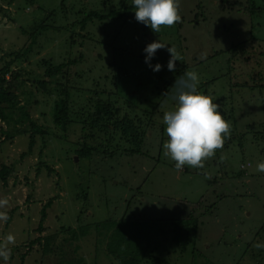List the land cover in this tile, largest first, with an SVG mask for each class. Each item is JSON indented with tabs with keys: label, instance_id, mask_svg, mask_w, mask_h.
<instances>
[{
	"label": "rangeland",
	"instance_id": "1",
	"mask_svg": "<svg viewBox=\"0 0 264 264\" xmlns=\"http://www.w3.org/2000/svg\"><path fill=\"white\" fill-rule=\"evenodd\" d=\"M61 1L0 0V59L8 53L5 60H15L11 53L29 49L25 61H13L12 70H24L21 79L30 80L19 90V102L46 133V147L37 136L32 152L30 123L18 124L28 133L13 139L0 133V166L13 169L6 185L0 181V199L8 200L0 211L11 217L0 221V242L9 233L16 237L7 264H119L106 254V241L95 229L107 220L112 222L106 227L131 232V245L151 242L152 257L143 264H264V248L253 247L264 243V172L257 171L264 162V0H255V16L246 6H233L246 0H179L181 21L161 26L158 33L138 22L135 11L126 26L95 20L83 32L92 39L84 44L77 39L73 48L69 37L80 34L79 27L71 26L76 12L107 13L131 0H68L66 14L57 11L47 22L54 29L28 48L33 25L45 20L46 12L59 10ZM156 41L174 46L183 57L175 71L168 70L167 47L151 60L153 66H163L159 72L145 63L144 49ZM80 55L83 61L65 78L52 81L49 93L33 84L48 81L42 60L60 64ZM186 70L198 73V91L219 105L230 137L204 161L203 169L185 165L178 171L176 162L164 155L168 137L163 115L177 105L173 85ZM68 83L72 106L64 130L54 121V105L61 85ZM103 102L113 103L114 113L119 110L115 120L127 116L137 125L153 122L142 155L126 153L133 146L121 133L100 127L97 119L83 125V113L90 118ZM1 128L8 125L0 120ZM90 135L86 144L98 152L82 158L78 151ZM49 201L40 234L42 208ZM190 215L199 224L196 241L193 235L177 236L174 225L166 222ZM67 229H73L74 239L66 241ZM49 235L54 241L47 255L39 245L30 246ZM0 264H5L2 258Z\"/></svg>",
	"mask_w": 264,
	"mask_h": 264
},
{
	"label": "trees",
	"instance_id": "2",
	"mask_svg": "<svg viewBox=\"0 0 264 264\" xmlns=\"http://www.w3.org/2000/svg\"><path fill=\"white\" fill-rule=\"evenodd\" d=\"M14 1V0H12ZM68 0L61 1V4L59 6V10H53L46 12V18L40 23H35L32 28V33L30 35L31 43H33L28 48H33L35 43L37 42L36 39L41 36L43 33L53 30V25H48L47 22L57 13V11L61 12L62 14H66L67 11V3ZM226 2V1H224ZM234 7H244L246 6L247 9L250 11V14L252 16H255L257 12L259 11L256 7L255 0H246L245 3L239 2L233 5ZM75 8V7H74ZM2 10L0 9V12ZM135 8L132 6V0L129 4L122 3L120 1V5L117 7V9H111L107 13L104 12H97V11H91L89 13H86V10H80L76 12L77 20L71 23L72 27H79L80 34L78 36L76 35H70L69 37V43L71 48L76 46L77 39H82V43L84 44V41L91 40L92 38L88 34H84L85 26L88 22L93 21H106L108 19L112 20H118L123 22V26H126L129 22H131V12H134ZM81 19H79V18ZM57 30L60 28H56ZM28 34V33H26ZM118 35L115 36L114 41L117 42ZM83 46V45H82ZM23 53H11L15 60L7 62L5 60L8 57V53L2 56L0 59V120L3 122H6L8 125V128L6 130H3V128L0 129L1 135H5L6 139H13L15 136L19 135H25L28 133L26 128L19 129L17 127L18 124H25L30 123L32 127V131L30 133L29 139V152L33 151V148L36 146V139L37 136H41L43 139V145L46 147V140L45 136L46 133L32 120V117L27 109L26 105H21L19 102V96L18 92L24 86L30 82L29 79H21L23 75L22 69L18 71L12 70V65L14 64L13 61H25V54L26 52H29V49L23 50ZM68 55V54H66ZM10 57V56H9ZM83 61V56L80 55L79 57H67L66 60H64L60 64H55L51 59L49 60H42V65L44 66L45 70V76L46 79L33 81V84H35L36 88L39 89L43 94L49 93L48 85L58 79L59 76L63 75L65 78L67 74H69V70L71 67L76 66L80 64ZM5 62V64L3 63ZM186 69V68H185ZM10 75V77L8 76ZM69 89H71L70 84L67 85H61V88L59 89V99L55 102L54 105V112H55V123L57 125H60L63 127V129H67V127L70 124L69 119V113L71 110L72 102H71V94ZM103 102V103H97L95 107V113L89 118L87 114L83 113L80 119H83V125L88 124L90 120L99 122V126L105 129L106 131H112L115 134L121 133V138L125 139V142L128 145L133 146L132 150H127L126 153L129 154H140L142 155V148L145 141V134L148 129H150L152 126H154L153 122H148L145 126L137 125L134 123L133 119L127 118L125 116V119L123 121L115 120V117H117V114H119V110L113 111V103ZM91 129H94L95 124L92 123L90 125ZM86 128V127H85ZM12 133V134H11ZM86 141L85 144L81 147V150L78 151V154L82 158L88 157L90 154H93L94 152H98L95 148H88L87 141L91 140L90 136H85ZM41 166H44L47 168L49 173H53V169L49 167V165L46 164V162L40 163ZM188 172V170H186ZM13 173V169L6 165L0 166V181L6 185L8 183V180ZM51 175V174H50ZM87 198V195L85 196ZM200 204V202H197L195 206ZM52 205V201L47 202L41 212V220L40 224L37 228L38 232L40 234L45 232V226L44 223L47 219V210ZM196 207V208H197ZM10 216L7 220H10ZM125 219V218H124ZM126 221V220H125ZM112 221H105L103 223H98L96 228L97 233L100 234L101 239H104L106 241V254L109 257H112L117 263L119 264H143L148 263L147 259L152 257L150 255V244L144 245L142 241L138 242L136 245H131L132 242V235L130 231H123L120 227L119 228H113L106 227L109 223ZM158 222V221H157ZM174 225L173 227V233H175L177 236H180V233L183 236L190 237L193 235L194 241H196L197 233L199 230V224L197 221V218H194L193 215L188 216L186 219L183 220H175V221H166ZM100 229L102 232H100ZM67 229L65 232H67V236L69 238L66 239H74L75 234L73 232V229ZM264 230V229H263ZM114 236H119L123 238L122 240H116ZM176 238V237H175ZM54 237L49 236H42L38 237L35 240L31 242V245L33 247L35 245H39L43 249L44 255H47L48 252L51 250V245L53 244ZM23 259V258H22ZM156 263L161 262V260L154 259ZM166 263V262H165ZM168 264V262L166 263Z\"/></svg>",
	"mask_w": 264,
	"mask_h": 264
},
{
	"label": "clouds",
	"instance_id": "3",
	"mask_svg": "<svg viewBox=\"0 0 264 264\" xmlns=\"http://www.w3.org/2000/svg\"><path fill=\"white\" fill-rule=\"evenodd\" d=\"M135 8V19L149 26L153 32H160L161 26L171 27L181 21L179 0H132ZM168 45L156 41L144 49L145 63L155 72L162 65L151 64L158 49ZM170 53L168 70L175 71L176 62L183 57L174 46L167 47ZM203 55V54H202ZM199 77L194 70H186L176 78L173 85L174 100L177 105L163 115L166 125L167 141L164 143V155L175 161V168L182 171L185 165L203 169L204 161L214 157L217 150H222L225 137H230V124L219 111V105L214 103L209 95L198 91ZM225 159L221 156V162ZM257 171L264 172V162L257 165ZM8 200L0 199V208H6ZM6 211H0V221H7ZM16 243V237L9 233L0 242V258L5 264L10 260L11 248ZM255 248H264V243L254 244Z\"/></svg>",
	"mask_w": 264,
	"mask_h": 264
}]
</instances>
